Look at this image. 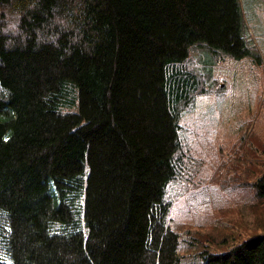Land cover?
Listing matches in <instances>:
<instances>
[{
	"label": "trees",
	"instance_id": "obj_1",
	"mask_svg": "<svg viewBox=\"0 0 264 264\" xmlns=\"http://www.w3.org/2000/svg\"><path fill=\"white\" fill-rule=\"evenodd\" d=\"M203 44L260 62L239 0H0V264H179L167 186L199 167L179 130ZM201 252L264 264V229Z\"/></svg>",
	"mask_w": 264,
	"mask_h": 264
},
{
	"label": "rangeland",
	"instance_id": "obj_2",
	"mask_svg": "<svg viewBox=\"0 0 264 264\" xmlns=\"http://www.w3.org/2000/svg\"><path fill=\"white\" fill-rule=\"evenodd\" d=\"M239 1L260 62L205 44L189 48L182 61L200 75L202 88L184 110L179 130L199 167L191 189L177 182L167 186L179 264H205L200 251H224L264 229V198L254 196L252 185H239L242 179L252 182L251 174L264 167V0Z\"/></svg>",
	"mask_w": 264,
	"mask_h": 264
}]
</instances>
